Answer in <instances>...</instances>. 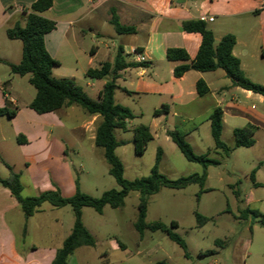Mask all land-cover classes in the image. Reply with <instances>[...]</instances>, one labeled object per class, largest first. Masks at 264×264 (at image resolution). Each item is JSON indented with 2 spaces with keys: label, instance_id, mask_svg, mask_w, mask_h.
Here are the masks:
<instances>
[{
  "label": "rangeland",
  "instance_id": "374dc122",
  "mask_svg": "<svg viewBox=\"0 0 264 264\" xmlns=\"http://www.w3.org/2000/svg\"><path fill=\"white\" fill-rule=\"evenodd\" d=\"M81 26L83 33L80 41L61 46L55 57L58 65L53 67L52 74L73 79L89 98L96 100L97 90L106 79L96 80L92 90L86 86L91 82L84 73L93 58L89 53L90 48H98L94 57V61H98L107 52L104 45H124V38L128 37L120 36L106 23L98 28L101 31L99 36H95L96 28H90L87 20ZM108 52L110 57H114L117 49ZM0 55H5L13 65L21 60V42L10 40L5 30L0 32ZM218 74L221 71L207 74V78L213 76L216 86L229 84L226 78H218ZM256 77L262 81L260 76ZM0 78L3 82L13 81L10 93L12 96L18 94V102L29 101L34 97L35 89L27 82V76L13 79L9 68L2 63ZM128 90L129 93H125L116 87L113 94L114 103L126 107L134 116L126 130L114 131L119 142L115 153L122 161L125 180L133 181L148 176L158 149L161 151L159 173L168 180L201 174V165L186 161L166 137V131H180L195 154H207L209 159L218 160L219 164L207 168V180L202 188L197 184H190L179 190L162 188L147 201L145 222H159L167 227L172 221L177 222L178 227L170 229L186 242L187 258L166 234L145 230L144 235H139L134 230L139 196L138 193L131 192L121 208L106 206L101 215L91 208L81 210V222L93 237L94 246L77 249L74 253L75 261L71 264H156L160 261L167 264H264V227L258 225L251 216L239 218L240 211L244 209L255 210L264 215V129L251 126L254 145L235 148L229 157L222 156V153L214 152L206 108L202 109L203 112H196L192 120L188 121L182 116L183 110L176 102H165L157 94L139 95L131 87ZM241 104L248 108L252 106V110L258 114L256 121L264 124V102L244 101ZM163 105L168 106V112L154 116L153 112L161 110ZM207 107L210 111L211 106ZM156 119H159L160 125L155 139L147 143L143 154H135L131 126L148 125L151 120ZM245 126L250 125L243 117L228 118L222 129L221 140L232 147L233 130ZM54 135L63 139L67 148L66 158L72 163L74 175L79 180L83 193L96 198L105 191L119 189L113 177L108 174L103 150L91 149L89 138L78 140L76 134L73 136L68 131L54 132ZM17 143L12 141L0 145V177L9 173L8 166L12 172L21 175V195L34 196L36 194L27 185L25 166L19 158ZM255 169V182L259 184L257 187L250 180V173ZM197 214L208 219L201 227H197ZM56 216L63 222L64 234L68 226L74 223L73 212L69 206L63 207L59 214L46 212L42 223L47 219L52 221L51 218ZM33 241L40 244L43 240ZM113 243H121L124 248L115 249Z\"/></svg>",
  "mask_w": 264,
  "mask_h": 264
},
{
  "label": "crops",
  "instance_id": "0c3cea01",
  "mask_svg": "<svg viewBox=\"0 0 264 264\" xmlns=\"http://www.w3.org/2000/svg\"><path fill=\"white\" fill-rule=\"evenodd\" d=\"M35 1L0 0V32L6 31L16 23L24 26L26 14L23 11ZM111 10H114L121 25L133 27L135 32L120 35L128 37L124 38V45L118 44L116 47L113 44L111 47L104 45L107 52L103 59L98 61H94V57L99 50L91 47L89 53L93 58L90 60L88 69H98L104 62L112 63L115 55L110 57L108 51L113 52L115 48H122L124 60L131 66L119 71L115 80L116 87L121 91L129 93L128 88L131 87L136 94L144 96L157 94L165 102H176L177 106L183 110L182 116L188 121L195 116L196 112L205 108L208 121L213 109L220 106L223 113L222 129L228 118L236 117H243L250 125L243 128L253 126L264 129V124L256 121L258 114L252 110V106L248 108L241 104L244 101L263 103L264 97L234 86L224 71L217 69L201 73L190 69L179 78L173 75L175 67L192 62L201 43V35L182 31L181 23L202 20L207 29L212 32L215 46L224 35L234 36L235 45L232 48V55L239 60L244 76L251 82L264 86V7H259L258 0H52L49 10L41 14L55 22V29L44 35L46 51L55 59L62 45L78 43L83 33L80 27L86 20L90 28H96L95 36L101 35L98 28L105 23L111 25ZM209 18H212V21H208ZM167 49H183L188 60H168L166 58ZM137 56H143L145 61L139 62ZM0 63L9 68L10 63L5 55H0ZM216 71H221L218 78H226L229 84H224L222 87L216 86L213 76L207 78V74ZM256 76H260L262 81ZM199 80H202L208 88V92L202 96L196 92V83ZM95 81L91 80L86 86L92 90ZM12 82H3L0 78V108L16 110L13 117L0 116V145L12 141L18 142L16 149L25 166L27 185L36 194L34 196L46 191L58 190L63 197H71L75 193V181H77L79 191L82 192L79 180L74 175L72 163L66 158L65 143L59 135H54V132L68 131L73 136L76 134L78 140L89 138L91 149L99 148L95 145V135L102 120L101 116L99 114L89 115L76 105H63L53 112L37 114L28 107L33 98L29 101L18 102V94L11 95L10 92L14 85ZM104 83L97 90L96 99ZM207 105L211 106L210 111ZM173 115L175 116L176 113L174 112ZM129 125L130 121L126 127ZM143 125L149 128L152 139H155L160 125L159 119L151 120L148 125ZM132 126L131 130L134 128ZM117 130L123 131L122 129ZM18 138L20 141L17 140ZM233 147L234 138L233 146L229 148ZM214 152L222 153L219 150H214ZM255 174L252 184L257 187L259 184L255 182ZM8 175L9 173L0 178L5 179ZM20 176L19 174V180ZM20 184L23 191L21 180ZM62 208L43 203L32 216L25 218L20 205L9 190L0 185V264H51L56 252L70 234L73 224L69 225L63 234V222L60 217L56 216L51 218L52 221L47 219L45 223H42L44 222L43 215L46 212L59 214ZM136 221L137 219L133 223V228ZM201 226L197 225V227ZM177 227L175 221L169 225L171 229ZM144 232L145 230L142 235ZM31 237L32 240H30ZM35 239L43 241L36 244L33 241ZM113 246L115 249L124 248L121 243H116V245L113 243ZM84 247L89 246H81L77 249ZM75 251L68 258L67 264L75 261Z\"/></svg>",
  "mask_w": 264,
  "mask_h": 264
},
{
  "label": "trees",
  "instance_id": "16d2710c",
  "mask_svg": "<svg viewBox=\"0 0 264 264\" xmlns=\"http://www.w3.org/2000/svg\"><path fill=\"white\" fill-rule=\"evenodd\" d=\"M52 0H36L28 9L23 11L26 14L25 24L21 26L16 23L6 30L9 39L21 42V60L18 64L9 65L11 75L15 77L27 76V82L35 89V95L28 107L37 114H46L62 107L63 105H76L82 108L85 113L99 114L101 123L96 129L95 145L103 150V157L109 165V175L113 177L119 189L103 192L98 198H93L79 191L77 181H75V193L68 198L63 197L58 190L46 191L33 197H23L19 174L9 170V175L5 179L0 178V185L7 188L11 195L20 205L25 218L32 216L37 208L43 203H48L52 207L62 208L69 206L73 212L74 223L70 234L65 238L61 248L56 252L51 264H67L68 258L75 249L81 246H94V239L81 222V209L91 208L100 214L105 206L117 209L124 204L125 197L132 191L139 193L137 205L138 217L134 224L135 230L142 235L144 230L151 232L160 231L167 235L168 239L174 242L183 251V256L187 258V244L169 227L159 223H145L147 210V198L156 194L161 188L183 189L190 184H197L201 188L206 181V169L211 165H218L219 162L209 159L207 154L197 155L185 140L184 134L178 130L167 131L166 135L175 144L179 152L190 163L201 165V174H192L187 177H180L171 181L158 171L161 151L156 152L154 164L150 173L146 177H141L133 181L123 178V166L114 150L119 145L116 141L114 131L116 129H126L128 121L134 119L133 114L124 106L114 103L113 94L116 89L115 80L119 71L131 66L124 60L122 48H118L112 63L104 62L98 69H87L85 76L91 80L107 79L101 90L98 92L96 100L89 98L82 88L73 79L57 78L53 76L51 69L58 63L45 49L44 35L55 29V22L43 17L41 14L49 10ZM110 23L114 31L119 34H133V27L123 26L119 23L114 10H111ZM181 30L184 32H195L201 35V43L195 58L190 64L177 66L173 70L175 78L181 77L187 70H195L201 73L212 72L217 69L224 71L234 86L251 91L264 97V86L251 82L240 69L239 60L232 55V48L235 45V38L231 34L224 35L214 45L212 32L207 29L202 20H191L181 23ZM166 58L171 61H187L188 56L183 49H167ZM196 92L202 96L208 92L206 84L199 80L196 83ZM161 112L167 113L168 107L163 105L161 110H155L154 116ZM16 110L0 108V116L13 117ZM222 109L217 106L208 117L210 123V134L213 141L214 150H219L226 157H229L234 148H249L254 144L251 128H240L233 130L234 147L229 148L221 140L222 131ZM133 146L137 155L143 154L145 147L152 140L149 128L138 125L133 128ZM18 141L19 138L17 139ZM255 170L250 173V180L254 183ZM251 216L256 223L264 227V215L255 210L244 209L240 211L239 218L245 219ZM197 225L201 226L208 221L207 218L196 215ZM217 243H221L217 241ZM156 264H167L157 262Z\"/></svg>",
  "mask_w": 264,
  "mask_h": 264
},
{
  "label": "built area",
  "instance_id": "2783aa9c",
  "mask_svg": "<svg viewBox=\"0 0 264 264\" xmlns=\"http://www.w3.org/2000/svg\"><path fill=\"white\" fill-rule=\"evenodd\" d=\"M258 2H259V7L263 8L264 7V0H258ZM202 19L204 20L205 18H202ZM208 21H212V18H209ZM137 60L139 62H143V61H145V58L143 56H137Z\"/></svg>",
  "mask_w": 264,
  "mask_h": 264
}]
</instances>
